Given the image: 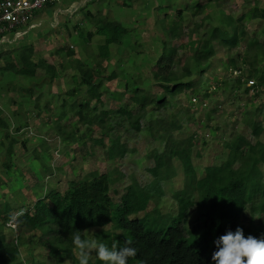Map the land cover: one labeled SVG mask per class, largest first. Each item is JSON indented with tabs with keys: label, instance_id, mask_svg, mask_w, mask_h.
I'll use <instances>...</instances> for the list:
<instances>
[{
	"label": "rangeland",
	"instance_id": "1",
	"mask_svg": "<svg viewBox=\"0 0 264 264\" xmlns=\"http://www.w3.org/2000/svg\"><path fill=\"white\" fill-rule=\"evenodd\" d=\"M199 2L202 0H59L55 6L38 11L39 25L32 27L23 37L15 39L14 33H8L11 41L0 42L1 117L6 118L4 121H7L10 133L5 139L4 130H0V205L8 200L15 212L23 210L46 191L63 190L69 180L98 170L110 173L113 182L111 197L116 203H121V196L134 180L147 190L152 189L154 193L149 206L138 217L159 210L152 217L163 213L165 221L147 225L155 229L165 228L178 213L174 193L186 186L187 178L182 163L174 159L170 178L154 186V176L149 171L154 165L152 150L161 151L164 145L153 139L146 129L150 121L177 113L183 121V128L174 133L175 137L196 135L198 143L193 149L192 160L198 177L205 174L208 166L221 164L226 159L228 150L224 143L235 133H242L256 142L248 122L258 121L264 128V86L258 84L257 78H253L259 86L256 91L251 88L247 91L245 81L236 85L235 80L240 76L230 62L232 57L239 59L244 54L245 45L227 50L216 44L215 55L204 65L195 63L192 56L201 43L199 41L208 38L214 27L229 36L232 32L229 17L238 19L247 15L253 5L264 6V0H219L208 3L201 13L196 8ZM100 15L120 21L128 29L122 42L112 45L110 57L101 62L105 71L102 103L92 99L81 86L79 72L70 61L79 58L98 67V59L94 56L98 54L97 46L105 41L96 33ZM174 21L182 25L181 34L176 39L170 38L166 28ZM243 24L250 35L263 38L258 31L260 22L247 17ZM89 33L90 39L87 38ZM166 42L175 47L181 45L175 63L169 68L164 67L167 60L158 64ZM29 48L33 50L34 61L44 60L56 66L58 76L53 82L43 80L45 69H38L36 77L11 70L13 64L18 66L20 54ZM70 50L75 53L73 58L68 54ZM186 65L191 74L181 81L192 80L193 89L199 93L184 88L176 96L168 95L170 104L167 108L148 106L140 111L143 129L140 132L133 130L119 112L120 107L137 109L130 100L133 94L130 80L139 79L142 87L159 97L165 90L161 81L155 79V73L164 74L168 70L181 73ZM261 66L264 69V60ZM246 68L244 65L239 68L244 78L247 77ZM112 73L117 77L109 78ZM27 87H34L35 95L40 97L38 103L35 96H29ZM205 93L209 94L206 98ZM81 106L83 113L91 117L102 111L109 113L110 123L115 127L110 130V135L121 136L130 148L124 158H107L108 137L104 145L97 142L102 132L97 124L87 126L80 120L78 110ZM187 109L194 115L189 120L185 115ZM67 133L72 136L66 139ZM261 138L264 140V132ZM12 145L11 159L6 152ZM252 220L257 222L258 215L249 208L242 222L248 226ZM205 221L193 206L187 212L184 227L200 231L205 228ZM109 228L111 226L106 229ZM39 237L40 233L27 237L21 245L24 262L57 264L58 260L49 256L48 249L37 246ZM33 247L34 255H31L29 248ZM95 258L93 254L92 260ZM60 264H73V261L64 259Z\"/></svg>",
	"mask_w": 264,
	"mask_h": 264
},
{
	"label": "trees",
	"instance_id": "2",
	"mask_svg": "<svg viewBox=\"0 0 264 264\" xmlns=\"http://www.w3.org/2000/svg\"><path fill=\"white\" fill-rule=\"evenodd\" d=\"M216 1L219 0H202L196 6L197 12H203L208 3ZM87 14L90 16V13ZM247 17L261 23L258 31L261 32L262 39L247 32L243 24V20ZM229 19L228 25L232 27L231 34L224 35L218 27H214L208 38L199 41L201 43L193 54L192 60L204 65L215 55L216 44L227 50H234L244 44V54L239 59L232 57L230 62L234 68L246 66L247 77L245 78H257L258 84L264 86V69L261 66L264 60V6L255 4L247 15H242L238 19L233 17ZM97 21L100 26L96 33L105 40L97 46L98 54L94 56L98 59V67L90 66L79 58L70 61L79 72L81 86L92 99L102 103L105 71L101 67V62L110 57L112 45L120 44L119 42H122L127 35L128 29L122 22L101 17V15ZM164 24L168 25L166 22H163ZM166 28L170 38L176 39L181 34L182 25L174 21ZM90 37L89 33L87 38L90 39ZM179 47L166 42L158 64H163L167 60L168 64L164 67L169 68L173 65ZM32 52V48L23 51L20 54L18 66L13 64L11 70L23 76L36 77L38 69H45L43 80L53 82L58 76L56 66L44 60L34 61ZM68 54L73 58L75 53L70 50ZM190 74L191 71L187 65L181 73L173 70H168L164 74L155 73V79L161 81L165 90L159 97L142 87V81L139 79L129 78L133 91L130 100L136 104L137 109L120 107V115L128 121L133 130L140 132L143 129L141 121L143 115L140 111H144L148 106L165 109L170 104L168 95L173 97L184 88L193 89L192 80L186 83L181 81L183 77ZM115 77H117L116 73L109 76L111 79ZM235 81L238 86L243 84L241 77H237ZM127 84L130 83L127 82ZM26 90L30 97L35 96L36 102L40 99L39 95H35L34 87H27ZM246 90L248 91L249 87H246ZM193 93L199 92L193 89ZM208 96V93L204 94V98ZM82 110L83 106L78 110L80 120L87 126L97 124L102 132V137L97 142L104 145L105 138L108 137L107 158L109 160L124 158L130 152V148L121 136L110 135V130L115 127L110 123L109 113L102 111L91 117L84 114ZM189 112L190 110L185 113L187 120L194 117ZM2 113L3 110L0 107V130H4L3 136L6 139L10 137V133L7 121H4L6 118L1 117ZM176 114L169 118L150 121L146 128L153 139L164 145L161 151L152 150L154 165L149 171L154 176V186L159 181L170 178L174 159L182 163L187 178L186 186L174 193L178 203V213L174 215L167 227L155 229L147 225L149 222L165 221L163 213L158 214L159 217H152L159 210L138 217L140 212L147 210L154 193L152 189L149 191L134 180L121 196V203H116L111 197L113 182L110 173L92 170L81 178L69 180L63 190L46 191L30 207L23 210L15 212L14 206L8 200L0 205V264H26L23 260L21 245L27 237L37 233H40L37 246L48 249L51 258L59 261L70 259L73 264H78V261L72 257V245L68 236L70 231L75 229L96 230L95 238L109 246L114 241L123 246L125 240H131L132 246L137 248V256L129 259L128 264H202V258L206 261L211 260V254L216 250L213 241L225 234L227 230L235 231L239 226L244 229L245 236L264 235V140L261 138L264 128L262 123L255 120L248 122L257 138L256 142L250 141L242 133H235L224 143L228 150L226 159L221 164L208 166L205 174L198 177L192 160L193 149L198 143L196 135L190 134L186 138L175 137L174 133L183 128V121ZM66 136L67 139L72 135L67 133ZM13 141L16 142V139L14 138ZM12 148L13 145L11 150L6 152L11 159ZM193 206H196L199 215L206 220L203 230H188L184 227L187 212ZM249 208L253 214L258 215V221L252 220L250 225L244 226L243 217ZM12 220L16 228L8 225ZM110 226L111 229H106ZM117 230L122 233L119 234ZM34 248H29L31 255H34ZM90 264H103V262L95 258L90 260Z\"/></svg>",
	"mask_w": 264,
	"mask_h": 264
},
{
	"label": "clouds",
	"instance_id": "3",
	"mask_svg": "<svg viewBox=\"0 0 264 264\" xmlns=\"http://www.w3.org/2000/svg\"><path fill=\"white\" fill-rule=\"evenodd\" d=\"M95 234L93 229L70 231L72 257L78 264H90L93 254L103 264H128L129 259L137 256V248L132 246L131 240H125L123 246L115 241L109 246L97 240ZM213 244L216 250L211 260L202 258V264H264V235L245 236L244 229L237 226L235 231L227 230L220 235Z\"/></svg>",
	"mask_w": 264,
	"mask_h": 264
},
{
	"label": "built area",
	"instance_id": "4",
	"mask_svg": "<svg viewBox=\"0 0 264 264\" xmlns=\"http://www.w3.org/2000/svg\"><path fill=\"white\" fill-rule=\"evenodd\" d=\"M59 0H0V42H10L8 33H14L15 39L23 37L32 27L39 25L37 22L38 11L51 7ZM52 6V7H53ZM239 69V68H238ZM236 74L245 81L246 87L256 91L259 88L257 80L244 78L243 71L234 69ZM196 101V98L193 99ZM9 226L16 228L14 221L8 223Z\"/></svg>",
	"mask_w": 264,
	"mask_h": 264
}]
</instances>
